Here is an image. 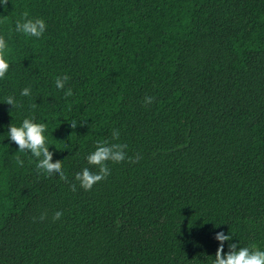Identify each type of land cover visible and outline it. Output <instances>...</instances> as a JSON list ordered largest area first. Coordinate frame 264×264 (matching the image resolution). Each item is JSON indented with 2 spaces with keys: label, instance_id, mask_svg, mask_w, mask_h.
I'll list each match as a JSON object with an SVG mask.
<instances>
[{
  "label": "trees",
  "instance_id": "obj_1",
  "mask_svg": "<svg viewBox=\"0 0 264 264\" xmlns=\"http://www.w3.org/2000/svg\"><path fill=\"white\" fill-rule=\"evenodd\" d=\"M25 11L41 38L15 32ZM0 35V264H212L219 231L264 250V0H9ZM29 116L68 182L8 138ZM105 140L137 162L85 191Z\"/></svg>",
  "mask_w": 264,
  "mask_h": 264
},
{
  "label": "clouds",
  "instance_id": "obj_2",
  "mask_svg": "<svg viewBox=\"0 0 264 264\" xmlns=\"http://www.w3.org/2000/svg\"><path fill=\"white\" fill-rule=\"evenodd\" d=\"M9 0H0V4L7 5ZM46 23L42 18H29V13L25 11L21 19L15 23V32L22 33L27 37L41 38L46 31ZM10 53L9 45L3 35H0V79H4L10 64L6 59V54ZM69 77L57 76L55 78V86L57 89L63 90L65 83ZM21 96H30L31 88L25 87L21 90ZM65 98L73 95L71 88L64 92ZM155 98L151 96L144 97L145 105L153 102ZM4 104L10 105L11 108L21 107L16 102L14 96H6ZM35 107V105H33ZM84 121L80 124L83 125ZM70 127L75 129L77 122L73 120ZM47 129L45 123L35 122L34 116L25 117L20 126L9 124L7 135L11 142L18 146V151L29 152L32 157L36 159L35 167L38 172H42L47 176L59 175V178L68 182V177L63 170L62 160L57 159L53 162V152L49 151L47 139L44 135ZM112 140H119V130H114L112 133ZM126 144L119 142L110 143L109 141H97L94 146V151L88 153L85 157L88 165L94 166L97 171L93 172L90 168L85 167L81 171L75 173L74 180L79 183L80 187L85 191H90L92 187L98 182L106 179L111 175L108 167V162L121 163L127 158L130 162L135 163L137 159L127 157L125 149ZM16 162L23 166V160L20 156L15 157ZM70 187L75 191L76 184H70ZM61 211L55 212L53 221L62 217ZM46 213L42 214L40 219L44 220ZM35 219V218H34ZM215 240L218 241V247L215 252L212 264H264V250L259 248L255 243L249 246H241L239 241L233 243V234H225L223 231L216 232ZM227 242V252H225V243Z\"/></svg>",
  "mask_w": 264,
  "mask_h": 264
}]
</instances>
